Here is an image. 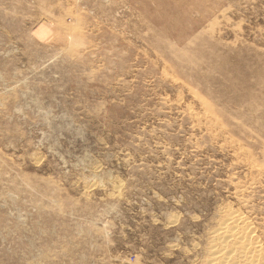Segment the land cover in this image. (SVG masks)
Wrapping results in <instances>:
<instances>
[{
  "label": "rangeland",
  "instance_id": "rangeland-1",
  "mask_svg": "<svg viewBox=\"0 0 264 264\" xmlns=\"http://www.w3.org/2000/svg\"><path fill=\"white\" fill-rule=\"evenodd\" d=\"M218 250L264 264V0H0V264Z\"/></svg>",
  "mask_w": 264,
  "mask_h": 264
},
{
  "label": "bare ground",
  "instance_id": "bare-ground-1",
  "mask_svg": "<svg viewBox=\"0 0 264 264\" xmlns=\"http://www.w3.org/2000/svg\"><path fill=\"white\" fill-rule=\"evenodd\" d=\"M234 215V214H233ZM239 218H241V217H234V218H228V219H226L225 221H227V223H228V221L230 222V224L233 222V223H235V225L237 226V228H238V226H242V228L243 229H247L248 228V226L247 225H245L242 221H241V219L239 220ZM224 221V223H226ZM243 223V224H242ZM228 225H229V223H228ZM229 227H231V226H229ZM225 228V227H224ZM223 228V229H224ZM228 228V227H227ZM229 229V228H228ZM234 229V228H233ZM239 229V228H238ZM249 229V228H248ZM247 229V230H248ZM225 230V229H224ZM231 230V229H230ZM226 231V230H225ZM238 231V230H237ZM227 232V231H226ZM252 232V231H251ZM233 235H236V234H233ZM244 235V234H243ZM225 236V235H224ZM232 235H230V234H227V236H225L224 238L225 239H229L230 237H231ZM236 236H238V235H236ZM231 240V239H230ZM229 240V241H230ZM239 240L240 241H242V242H244V243H246V245L245 246H248V244H253L255 241H253V239L250 237V235L248 234L247 236H240L239 237ZM225 241V240H224ZM228 241V242H229ZM253 242V243H252ZM225 243H226V241H225ZM230 243H231V241H230ZM237 243V242H236ZM243 243V244H244ZM234 244H235V241H234ZM220 245V244H219ZM225 245L226 244H223V247H221L220 248V250L222 249V248H224L225 247ZM227 248V247H226ZM249 248H250V246H249ZM244 249V248H243ZM251 249V248H250ZM258 249V248H257ZM220 250H218L217 252L218 253H220L219 254V256H217L215 259H214V264H232L231 263V261H232V259H231V256L229 255V254H225L226 252H224V254H222L221 253V251ZM223 250V249H222ZM247 250V249H246ZM220 251V252H219ZM227 251V250H226ZM249 251V250H248ZM228 252V251H227ZM209 253V252H208ZM214 253V252H213ZM243 254V253H242ZM218 255V254H217ZM234 255V254H233ZM233 255H232V257H233ZM239 255V254H238ZM244 255V254H243ZM242 255V256H243ZM247 255V254H246ZM261 253H260V251H256V253H255V251L254 252H251V251H249V256L246 258V262H248V263H251V261H257L258 262V264H259V260L260 259H262L261 258ZM246 257V256H245ZM235 259H237V258H235ZM244 259V258H243ZM245 260V259H244ZM244 262V261H243ZM257 262H255L256 264H257ZM233 263H234V261H233ZM236 263V262H235ZM247 263V264H248ZM246 264V263H245ZM252 264V263H251ZM261 264V263H260Z\"/></svg>",
  "mask_w": 264,
  "mask_h": 264
},
{
  "label": "crops",
  "instance_id": "crops-1",
  "mask_svg": "<svg viewBox=\"0 0 264 264\" xmlns=\"http://www.w3.org/2000/svg\"><path fill=\"white\" fill-rule=\"evenodd\" d=\"M43 31H45V30H43V29H40L39 31L37 30L36 34L38 36H40V35L44 34Z\"/></svg>",
  "mask_w": 264,
  "mask_h": 264
}]
</instances>
